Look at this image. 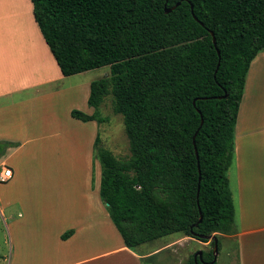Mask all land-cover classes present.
<instances>
[{
	"label": "trees",
	"instance_id": "trees-1",
	"mask_svg": "<svg viewBox=\"0 0 264 264\" xmlns=\"http://www.w3.org/2000/svg\"><path fill=\"white\" fill-rule=\"evenodd\" d=\"M31 1L65 76L110 67L91 84L94 113L72 116L107 122L101 106L110 98L123 117L130 154L118 157L98 134L95 156L125 245L180 233L216 235L220 248L235 229L228 171L247 75L264 51V0ZM13 144L1 141L0 154ZM211 243L203 258L217 264Z\"/></svg>",
	"mask_w": 264,
	"mask_h": 264
},
{
	"label": "crops",
	"instance_id": "crops-1",
	"mask_svg": "<svg viewBox=\"0 0 264 264\" xmlns=\"http://www.w3.org/2000/svg\"><path fill=\"white\" fill-rule=\"evenodd\" d=\"M19 1L16 7L19 12L24 7L23 20L32 24L28 27L32 32L15 37L7 24L9 20L11 25L12 0H0V10L5 13L0 14V142L14 143L0 154V167L13 170L10 180L0 182V198L5 208L16 205L22 217L10 216L15 254L22 260L42 256L55 264H107L117 252L124 264H142L171 244L194 240L207 246L209 241L184 235L170 240L171 235L164 237L143 254L125 245L100 195L102 168L95 156V142L101 124L72 116L74 109L94 113L89 104L94 80L84 76L87 71L70 76L62 73L35 20L32 1ZM263 69L264 51L252 61L247 75L236 123L234 159L228 171L235 229L221 236V247L224 242L228 254L233 245L237 247L238 264H264ZM50 146L57 151L46 160L51 162L47 170L36 177L42 193L37 205L32 207L21 194L7 199L2 188L21 181L30 169L24 161L34 159L36 149ZM80 163L83 171L77 172ZM30 207L36 209L37 219L29 214ZM68 231L73 233L64 238ZM110 235L117 242L111 250Z\"/></svg>",
	"mask_w": 264,
	"mask_h": 264
},
{
	"label": "rangeland",
	"instance_id": "rangeland-1",
	"mask_svg": "<svg viewBox=\"0 0 264 264\" xmlns=\"http://www.w3.org/2000/svg\"><path fill=\"white\" fill-rule=\"evenodd\" d=\"M17 3H20V1L12 0L11 25L9 20L7 21V24L12 29V34L15 37L19 36L20 33L24 34V32L29 35V31L32 32V30H28V27L32 26V24H28V22L27 24H25L23 20L25 19L24 7L23 10L19 12V9L16 7L18 6ZM6 13L8 14L7 19H10V10L7 9ZM0 14H5L3 9L0 10ZM29 19L30 17L28 16L27 21H30ZM109 73L110 67L104 66L97 69L89 70L84 74V76L93 80H97L99 78L107 76ZM262 103H264V100L262 101ZM101 112L103 116L108 117V121L101 123L99 129V132H101L102 135L101 138L103 145L111 149L113 153L118 157L128 156L130 154L129 139L125 132L123 117L121 114H116L113 111L112 101L110 98H108L106 102L102 104ZM31 149L33 151V148ZM56 151L57 149L55 146H50L49 148L45 147L36 149V157L34 159L30 157L24 161V165H27L30 169L27 171L21 181L15 182L14 185H11L9 187L2 188L3 194H6L7 199L13 200L18 194H21L28 200L32 207L37 205V201L40 197H42V193L40 192V181L37 180L36 177L37 175H41L47 170L46 168L48 164L49 166L51 165V162L48 161V163H46V160H48L49 156H53ZM44 156L46 157L45 161ZM36 159L38 160L35 164L30 163V161H34ZM76 164H79V162H77ZM33 166H35L36 169H33ZM81 167L82 164L80 163V166L77 167L76 171H83ZM230 175H233V172H231ZM32 207H30L31 211L29 212V214L33 218L37 219L39 217L37 211ZM19 212V208H17L16 205H13L9 208H5L4 203L0 198V264H55L52 259L45 261L44 257L42 256L32 255L30 257H27L26 259L23 258L22 260L19 255L15 254L11 241V233L12 231L14 232V230L13 227H11L12 219L10 216L13 215L15 218H22L19 217ZM40 218L44 219L43 214L40 215ZM181 235L183 234H173L169 238H167V240L179 237ZM161 242L162 239L155 240L148 244H144L137 247L134 251L138 254H143V252L153 250V248ZM116 246V238L110 235V238L108 240L109 250L115 248ZM212 248L213 245L211 243V240L209 241V244L207 246H201L198 242L194 240H189L185 244H171L168 245L166 249L162 250V252H159L154 255L152 258L144 259L142 261V264H190L189 261L191 257L193 258V256L199 253L200 251L208 253L209 251H211ZM232 248H234V250L230 249V252L228 254L227 248H225L223 242V246H220V248H218V255L216 258L217 264H238V248L234 245ZM114 253L115 254L113 256H110L107 260V264H124V262H122L121 256L117 252Z\"/></svg>",
	"mask_w": 264,
	"mask_h": 264
},
{
	"label": "water",
	"instance_id": "water-1",
	"mask_svg": "<svg viewBox=\"0 0 264 264\" xmlns=\"http://www.w3.org/2000/svg\"><path fill=\"white\" fill-rule=\"evenodd\" d=\"M178 4H179V3H178ZM172 9H173V8H166V12H169V11H171ZM212 34H213V40H214V43H215V45H216V38H215L213 32H212ZM194 140H195V138H194ZM202 218H203V216H201L200 221L202 220ZM209 239L215 241V245H214V260H213V262H215V261H216V258H217V255H218L219 241H218V238H217L216 235H211V236H209ZM202 253H203V252L200 251V252L197 253V254L200 255V257H202ZM197 254H196V256H197Z\"/></svg>",
	"mask_w": 264,
	"mask_h": 264
},
{
	"label": "built area",
	"instance_id": "built-area-1",
	"mask_svg": "<svg viewBox=\"0 0 264 264\" xmlns=\"http://www.w3.org/2000/svg\"><path fill=\"white\" fill-rule=\"evenodd\" d=\"M13 177V170L5 165L0 167V182H6Z\"/></svg>",
	"mask_w": 264,
	"mask_h": 264
},
{
	"label": "flooded vegetation",
	"instance_id": "flooded-vegetation-1",
	"mask_svg": "<svg viewBox=\"0 0 264 264\" xmlns=\"http://www.w3.org/2000/svg\"><path fill=\"white\" fill-rule=\"evenodd\" d=\"M202 252H203V251H202ZM194 259H195V262H196V263L198 262V259H199L201 262H204L205 264L209 263V261L204 260V258H203V253H202V257H200V255H198V254H197V256L194 255Z\"/></svg>",
	"mask_w": 264,
	"mask_h": 264
}]
</instances>
